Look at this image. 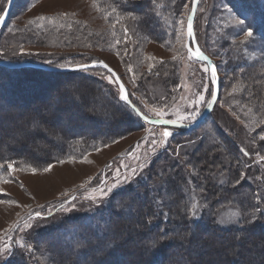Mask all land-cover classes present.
<instances>
[{
	"label": "rangeland",
	"instance_id": "obj_1",
	"mask_svg": "<svg viewBox=\"0 0 264 264\" xmlns=\"http://www.w3.org/2000/svg\"><path fill=\"white\" fill-rule=\"evenodd\" d=\"M7 3L8 0H0V16ZM95 4L97 7H93V0H15L8 19L0 28V61H28L53 67H71L104 61L115 70L124 83L128 97L150 117L157 118L150 112V108L155 107L163 111V119L184 124L192 123L188 120L181 121L179 117L187 116L195 109L199 110L198 118L208 105L207 101L211 100L212 83L209 72L204 71L207 65L196 59H188L186 49L181 46L187 43L186 23L192 0H95ZM113 8L116 9L115 12H112ZM250 9L255 15L254 22H259V27L254 28L251 25L254 35L247 43L242 44L239 41L243 39L244 34L230 18L229 10L242 11V18H246L247 26V21L251 18V13L247 10ZM61 13H67V16L61 17ZM105 14H108V19L104 18ZM40 15L55 17L56 23L35 21ZM131 17L137 19L133 20ZM30 19L34 22L29 25ZM262 20L264 0H199L193 24L194 39L197 47L209 56L217 67L219 94L204 122L188 133H183L182 129L178 130L183 135H176L177 142L170 135L163 145L159 144L162 139L160 132L168 130L166 127H153L143 123L142 127L121 131L129 127L131 121L122 112L112 109L116 102L120 107L125 108V105L119 99V89L113 77L104 69L81 71L96 78V83L89 84L76 77L71 81L60 79L63 84L57 92L51 95L45 93L48 97L46 106L34 98L22 104V107L27 108L41 105L40 108L44 107L46 112L20 110L15 107L4 110V101H0V117L5 111L9 116L0 122V150L3 152L9 147L19 148L26 145L31 151L42 152L40 160H43L46 156L43 149L49 145L47 141L55 138L53 135L75 132L78 125L89 123V116L94 118L93 122L101 125L102 131L106 129L107 134L116 133L115 137H107L99 146L89 147L83 153L75 149L63 160L38 167L35 174L30 171H17L13 173L10 183L0 182V200L16 202L0 203V249L5 243L11 246V250L16 245L15 253H31L33 258L30 259V264H50L43 251L37 250L35 245L40 247L41 242L51 241L58 233L41 234L43 238L34 240L31 251L28 250L26 238L39 231L60 226L71 218L93 215L101 209L106 211L104 209L113 194L102 196L99 190L106 191L111 184L123 182L132 169L137 171L134 178L136 182H124L114 193L125 189L126 186L137 185L140 177L147 174L151 176V179L148 178L150 181L159 177L162 182L155 188L157 192L154 191L160 201L166 200L167 196V200H174L171 195L181 187L180 184H176L173 190L166 184L168 193L161 195L160 186L164 185L162 177L175 178L183 174V171L185 186L189 187V195L197 205L195 216L191 214L193 219L199 218L205 209L214 216L215 224L222 229H232L240 225L243 218L240 209L235 205L225 204L212 210L207 209L206 205L210 203L203 198L207 192L203 186L206 185L200 188L192 181L196 167L204 169L211 161L206 164L200 162V166H197L196 162L198 159L200 161V158L195 156L192 159V156L196 151L198 154L206 150V157L213 159L216 156L217 162H221V167L218 166L216 172L222 179L227 175L231 176L232 166H237L240 169L234 177L231 176V179H235L233 184L239 179L240 184L245 183L243 180H248L251 184L255 185V181L264 187V161L259 160V156L264 155V141L259 138L264 134V125L253 123L264 117V24H260ZM38 24H43V27H38ZM60 24L65 26L60 27ZM122 25L129 30L130 39L127 43L124 42ZM178 32L182 33L180 42L177 41ZM117 39L121 40L120 44H116ZM189 47L192 48L191 42ZM177 52L181 55L173 60L172 57ZM149 57L154 59H148ZM149 64L153 65L151 69ZM129 65L132 66V72L128 71ZM12 79L11 77V82L9 81L11 84ZM31 81L35 80H23L20 87L12 86V92L17 93L14 97L20 95L19 99H26L28 96L20 92L26 90L23 84ZM45 96L43 94L42 99ZM201 96L204 99L197 104L196 101ZM58 98L61 99L60 105H57ZM28 103L30 106H27ZM56 106L59 107L56 113L49 112V109L52 110ZM65 107L70 111L62 112ZM249 108L252 109L251 112L248 111ZM72 109L79 110L78 114ZM38 113L49 116V128L41 123V118L38 119ZM50 113L52 115H49ZM20 116L24 118L22 121L27 117L29 125L32 123V126L24 128V124L16 123L21 120ZM36 118L39 121H36ZM9 129L15 131L11 135L13 137L1 139V135L7 134ZM89 131H94V128ZM168 131L172 133L171 130ZM153 140L157 143L153 144ZM200 143L204 144L200 146ZM210 145L218 146L211 149ZM233 145L239 148V152L244 149L249 154L245 156L241 151L243 158L234 159L239 153L234 152ZM84 157L90 162H84ZM164 160H170L171 164L161 166ZM48 164L53 167L50 171L43 172L42 169ZM140 164L145 165L142 170ZM241 173L243 179H240ZM220 195L225 197V192H218L217 195L213 193L212 197L218 199ZM140 199L141 197H137L136 201ZM69 201L72 202L66 206ZM59 204L65 206L54 212L53 209ZM36 213L40 215L36 216ZM237 213L239 218L235 224L220 223L235 220ZM14 223L17 227L6 233L5 230ZM25 223L31 224V227L25 228ZM99 226L104 227V222H100ZM70 229L69 227L68 231ZM59 234L62 235L61 232ZM21 240L25 244L23 248L16 243ZM259 246L264 248V243ZM15 253L11 256L9 252L0 251V263L11 259ZM261 259H264L263 256L258 254L251 264H259ZM257 260L259 262H256Z\"/></svg>",
	"mask_w": 264,
	"mask_h": 264
},
{
	"label": "trees",
	"instance_id": "obj_2",
	"mask_svg": "<svg viewBox=\"0 0 264 264\" xmlns=\"http://www.w3.org/2000/svg\"><path fill=\"white\" fill-rule=\"evenodd\" d=\"M247 12L251 13V18L247 19V23H250L254 28L259 27V22H254L256 20L253 11L250 9ZM260 18L261 16L258 20ZM260 24L263 25L264 20ZM92 70L94 69L88 70V72ZM87 74L81 71L49 72L32 68L9 69L0 66V101H4V110H7L12 104L20 105L19 108H21L22 104L29 102L32 98H42L43 94L45 96V87L48 82L56 80L51 78L50 75H56L57 78L61 77L70 81L76 77L89 82V84L98 81ZM20 75L22 76L20 77ZM11 77L13 78L12 84L9 83ZM33 79L35 81L23 84L26 90L20 92L28 96L26 99L22 101L19 99L20 95L14 97L17 93L12 92V86L20 87L19 85L23 80L30 81ZM2 86L5 87L2 88ZM129 99L142 113L147 114L130 97ZM122 103L125 108L120 107L117 102L116 106L112 108L115 111L122 112L131 121L130 126L123 128L121 131L142 127L143 123L146 124L138 118L129 106L124 102ZM0 106H2L1 103ZM58 108L55 107L51 112L56 113ZM40 110L44 109L41 108ZM63 111L70 110L65 107L64 109L62 108ZM73 111L77 114L79 112V110ZM52 113L49 115H52ZM1 114L0 122L9 117L6 111ZM148 116L150 117V115ZM38 117V119L41 118V123L46 124L48 128L50 127L49 117H44L45 119ZM37 118L35 120L39 121ZM19 119L21 120H17L16 123L24 124V128L32 126V123L29 125L27 117L24 121H22L24 118L21 116ZM88 120L89 123L87 125H78L75 132L53 135L55 138L47 141L49 145L43 149L46 153L43 160H40L42 152L31 151L25 147L26 145H23L19 148L9 147L4 152L0 150V163L16 161L17 164L27 163L41 168L49 162L63 160L66 156L71 155L75 149L83 153L89 147L99 146L107 137H115L116 133L107 134L108 130L106 129L102 131L101 125L97 126V123L93 122L94 118L92 116H89ZM92 125L93 127H91ZM153 127H166V129L171 130L172 139H175L176 142V135H183L178 132L180 128L169 126ZM91 128H94V131H89ZM182 130L183 133L190 132L185 129ZM14 132L9 129L7 134L1 135V139L5 140L6 137H13L11 135ZM103 133L105 134L102 135ZM200 144L202 146L204 143ZM233 144L236 146L234 141ZM215 146L217 147L218 145H210L211 149H214ZM207 150L209 151V149ZM205 151L198 154H196V151L192 159L195 156L200 158V161L198 159L199 162H196L197 166H200V162L206 164L211 161V163L205 165L204 169L196 167L198 175H196L195 171L194 177L196 179L194 178L192 182H196V186L200 188L206 185L203 187L207 191V197L203 196V198L207 203H210L206 205L207 209L212 210L216 206H225V204L237 206L243 218V222L237 227L232 229L218 227L213 220L214 216L211 213H207L205 209L199 218L193 219L191 217L188 209L193 204V200L189 195V187L185 186L183 171V174L177 175L175 178L162 177L164 185L163 187L160 186L161 195L165 196L168 193L166 184L172 190L176 184H180L179 186L182 187H179L175 194L171 195V197L175 198L174 200H167L169 199L167 196L166 200L162 199L160 201L154 191L157 192L155 188H158L162 182L159 181V177L156 180L152 177L153 180L150 181L151 176L146 174L144 177H140L141 180L137 185H129L125 189L113 193L104 209L106 211L97 210L93 215H87L83 218H71L60 226L34 233L31 237L28 236L26 238L28 241L27 245L31 246L34 240L43 238L41 235L43 233L48 235L57 232L58 235H54L56 236L54 237L55 239L52 238L49 242H41L40 247L35 245L37 250L43 251V255L50 264H251V262L256 260L258 254H261L264 258V248L261 249L262 246H259L264 243V187L255 181L253 182L255 185L251 184L248 180H243L245 183L242 184H233L235 179H231V176L234 177V174L240 169L237 166H232L234 173L231 172V176L227 175L225 179H222L223 177L217 175L216 172L221 167V162H217L216 156L213 159L210 156L209 158L206 157ZM234 152L239 153L236 154L234 159L243 158L239 148L235 147ZM162 162L161 166L171 164L170 160ZM200 178L202 181H199ZM206 178L208 180H205ZM221 181L226 183H221ZM218 192H225V197L220 195L218 199H214L212 194L215 193L217 195ZM130 194L134 196L131 197ZM137 197H141L140 201H136ZM70 202L72 201H69L66 206ZM64 206L65 204H59L53 211L55 212V210L57 211ZM257 208L260 211H256ZM253 214L255 215L254 221ZM102 221L104 222V227L99 226ZM69 227L71 229L68 231ZM237 237H240V239L237 240ZM66 240L68 242H65ZM214 244H216L215 247ZM218 244L220 245L217 246ZM15 247L16 245L9 252L11 256L15 253ZM32 258L31 253L17 251L15 256L0 264H30V259ZM261 260V262L258 260L256 262L264 264V259Z\"/></svg>",
	"mask_w": 264,
	"mask_h": 264
},
{
	"label": "snow or ice",
	"instance_id": "obj_3",
	"mask_svg": "<svg viewBox=\"0 0 264 264\" xmlns=\"http://www.w3.org/2000/svg\"><path fill=\"white\" fill-rule=\"evenodd\" d=\"M193 4H195V0H193ZM93 7H97V5L95 4V0H93ZM115 11H116V9L113 8L112 12H115ZM229 14H230V18L232 19L234 24L236 26L240 27L241 31L244 34L243 35V39H241L239 42L242 43V44L247 43L249 41V39L252 38L253 35H254L253 28L251 27V24L249 23L247 26H245L246 18H242V11L241 12H234L233 10H229ZM60 16L61 17L67 16V13H61ZM104 18L108 19V14H105ZM131 19L136 20L137 17H131ZM0 20H3V16H0ZM35 21H38V22L47 21V23H49V24H55L56 23V18L55 17H47V16L40 15V16H37L35 18ZM33 22L34 21L30 19L28 21V24L30 25ZM118 22H119V18H118ZM180 23L183 24V21H181ZM37 26L38 27H43V24H38ZM59 26L60 27H64L65 25L60 24ZM68 27L70 28L71 24H69ZM112 28L113 29L115 28L114 24L112 25ZM122 28H123V33H124V42L127 43V41L130 39V37L128 35V31L129 30L127 29V27H124L123 25H122ZM187 36L188 37H192L193 36L191 16L188 17ZM181 38H182V33L178 32L177 33V41L180 42ZM120 43H121V40L117 39L116 40V44H120ZM181 46L184 49H186L188 59H190V60L196 59V60H201V61L208 60V57L204 55V53L200 50L199 47H196L195 49H193V48L189 47L187 43H183ZM180 55L181 54L179 52H177L175 55H173L172 59L175 60ZM148 59H154V58L153 57H149ZM94 64L101 65L103 68L107 69V71L109 73H111L112 77H116L117 74L115 73V71L107 63H105L104 61H95ZM61 67H63V65H61ZM77 67L86 70L88 68V65H78ZM148 67H149V69H151L153 67V65L149 64ZM209 69H211L212 82L215 83V80H216V68H215V66L211 65L210 62L204 68V71L207 72V71H209ZM128 71L129 72L133 71L131 65L128 66ZM104 78L108 79V77H104ZM109 82H112V80H109ZM117 83H118V78H117ZM118 91H119V99L121 101H124L127 104L128 103V97L126 95L125 88H124V86L122 84L119 86V90ZM211 95H212L213 99L207 101V104H208L209 107H211V105H212V103H213V101L215 99V92L213 91L211 93ZM203 99H204V97L201 96L199 98V100L196 101V103L199 104L200 100H203ZM133 111H135L136 115H138V116L142 115L141 112L138 109H135L134 107H133ZM248 111L251 112L252 109L249 108ZM150 112H152L155 117L159 118L158 120H152V119L149 118V116L147 114H143L142 118L145 119L146 121H149L150 123H157V122L164 123V124L176 123V121H173V120H164L163 119L164 113H163L162 110H160L158 108L152 107V108H150ZM199 114H200L199 110L195 109L187 116H180L179 119L181 121L188 120L190 122H194L197 119V116ZM253 123H255L257 125H264V117L260 118L258 121H253ZM160 135H161L162 139L159 141V144L163 145L166 142L167 138L170 135H172V133L170 131H168V130H163L162 132H160ZM259 138H260V140L264 141V134H262ZM152 143L156 144L157 141L153 140ZM241 151L244 153L245 156H247L249 154L244 149H241ZM259 160L264 161V155L259 156ZM63 162L64 161H60V163H63ZM84 162L89 163L90 161H88L87 158L84 157ZM52 167H53V165L48 164L46 167H44L42 169V171L43 172H48V171L51 170ZM139 167L142 170L145 167V165L144 164H140ZM17 171H30L33 174H35V173H37L38 168L35 167V166H32V165L19 166V165H17L16 161H5L3 163H0V182L10 183L13 173H15ZM117 175H119V173H117ZM136 176H137L136 169H132L130 174L125 177V180L123 182L122 181H117L116 183H113L109 187H107L106 191L104 189H100L99 191H100L102 196H107L109 194H113L114 190L120 188L122 183L128 182V181L136 182V181H134V178ZM243 178H244L243 173H241L240 179H243ZM223 182L224 181H221V183H223ZM236 183L239 184L240 180L239 179L236 180ZM21 187H23V185H21ZM81 187H83V185H81ZM90 198L91 199H95V197H90ZM0 203L15 204L16 202L13 201V200H7V201L0 200ZM196 207H197V205L195 203H193L191 205V207L188 209V211L193 216H195ZM256 211H260V209L257 208ZM39 215H40V213H36V216H39ZM238 218H239V213L236 214V219L235 220H232V221H229V222L220 221V223H225V224L226 223H233V224H235L237 222ZM254 220H255V215L253 214V221ZM16 227H17V224L14 223V224L10 225L9 228L7 230H5V232L7 233V231H11V230L15 229ZM24 227L25 228H30L31 224L25 223ZM0 239H2V238H0ZM239 239H240V237H237V240H239ZM16 243L22 248L25 247V244H24V242L22 240L21 241H16ZM27 247H28V250L31 251V246H27ZM0 251L8 253V252L11 251V246L9 244L5 243L3 248L0 249Z\"/></svg>",
	"mask_w": 264,
	"mask_h": 264
},
{
	"label": "water",
	"instance_id": "obj_4",
	"mask_svg": "<svg viewBox=\"0 0 264 264\" xmlns=\"http://www.w3.org/2000/svg\"><path fill=\"white\" fill-rule=\"evenodd\" d=\"M14 1L15 0H8V3H7V5H6V7H5V9H4V11H3L2 15H1V16H3V20H0V28L4 25V23L8 19ZM198 3H199V0H195V4H193V0H192L191 9H190V12H189V16H191V21H192V31H193V36L192 37H188L187 36L188 20H187V23H186V39H187V44L189 46V43L191 42L193 49H195L197 47V44H196L195 39H194L193 24H194V18H195L196 10H197V7H198ZM204 55L207 56L206 54H204ZM207 57H208V60H206V61H201V60H198V61H201V62L205 63L206 65H208L209 62H210L211 65L215 66V64L213 63L212 59L209 56H207ZM79 65H88V68L86 70H88V69H98L99 68V69H104L105 71H107V69L103 68L99 64H94V62H92V63H86V64H79ZM0 66L6 67V68H9V69L32 68V69H39V70H43V71H49V72H74V71H83L84 70V69H81V68L77 67L78 65L71 66V67H53V66L46 65V64L34 63V62H28V61L16 62V63H9L7 61H0ZM215 68H216V66H215ZM208 72H209V75H210V78H211L212 92L213 91L215 92V99H214L211 107H209L207 105L206 108L204 109V111L201 113V115L194 122L188 123V124H184V123L179 122V121H176V123H168V124L159 123V122H157V123H150L149 121H146L145 119L142 118L144 113H142L130 101V99L128 97V94H127L128 92H127L126 86L124 85V83L122 82V80L120 79V77L118 76V74L116 72L115 73L117 75H116V77H113V79H114V81H115L118 89H119V86L121 84L125 88V92H126V95L128 97V103L126 104L124 101H122V102H124L132 110H133V107L135 109H138L141 112L142 115L141 116H138L137 115V116L143 122H145L146 124L152 125V126H169V127H176V128H180V129H185V130L191 131V130L197 128L209 116L211 110L213 109V107H214V105L216 103V100H217V97H218V94H219V78H218V74H217V69H216V80H215V83L212 82L211 69H209ZM109 74L111 75V73H109ZM117 78H118V83H117ZM212 99H213V97H211V100ZM134 113H135V111H134ZM149 118L152 119V120H158L159 119V118H156L155 119V118H152V117H149ZM164 120H167V119H164Z\"/></svg>",
	"mask_w": 264,
	"mask_h": 264
},
{
	"label": "bare ground",
	"instance_id": "obj_5",
	"mask_svg": "<svg viewBox=\"0 0 264 264\" xmlns=\"http://www.w3.org/2000/svg\"><path fill=\"white\" fill-rule=\"evenodd\" d=\"M50 77L51 78H54V79H56V80H53V81H51V82H48V84L46 85V93L48 92L49 93V95H51L52 93H55V92H57V90L58 89H60V87L62 86V84H61V81H60V79H62L61 77H59V78H57L56 77V75H50ZM67 80H69V79H67ZM46 97V98H45ZM44 97V99H42V98H40V99H38V98H35L34 100H40L42 103L41 104H43V106L45 105L46 106V103H47V101H46V99L48 98L47 96H45ZM46 101V102H45ZM30 103H32V102H30ZM30 103H28L27 104V106H30ZM61 104V99H59L58 98V100H57V105H60ZM20 106V105H19ZM19 106L17 105V104H12V106L10 105V107H15L16 109L18 108V109H20V110H24V109H29L30 111L31 110H33V111H39L41 108H40V106L41 105H36V106H32V107H29V108H27V107H25V106H23V107H21V108H19ZM57 107V106H56ZM43 109H44V107H43ZM51 111H53V110H51V109H49V112H51ZM46 112V111H45ZM49 112H47V113H49ZM38 116H40V117H42V118H44V117H46V114H42L41 113V115H40V113H38ZM49 117V116H48ZM89 125H91V124H89ZM97 126H99V124H97ZM91 127H93V125L91 126Z\"/></svg>",
	"mask_w": 264,
	"mask_h": 264
}]
</instances>
